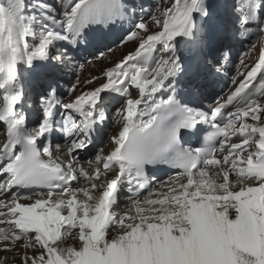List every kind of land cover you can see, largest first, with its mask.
Returning a JSON list of instances; mask_svg holds the SVG:
<instances>
[{
  "label": "snow or ice",
  "instance_id": "6c2138e0",
  "mask_svg": "<svg viewBox=\"0 0 264 264\" xmlns=\"http://www.w3.org/2000/svg\"><path fill=\"white\" fill-rule=\"evenodd\" d=\"M232 12L230 35H260L259 56L205 110L197 82L224 68L207 0L161 2L156 31L132 0H0V251L20 250L21 264H264V0ZM113 32L135 50L65 101L58 74ZM33 74L46 80L34 99ZM113 116L110 150L77 169ZM161 167L176 174L157 181ZM124 191L130 207L115 211Z\"/></svg>",
  "mask_w": 264,
  "mask_h": 264
},
{
  "label": "rangeland",
  "instance_id": "374dc122",
  "mask_svg": "<svg viewBox=\"0 0 264 264\" xmlns=\"http://www.w3.org/2000/svg\"><path fill=\"white\" fill-rule=\"evenodd\" d=\"M149 30L150 31H156L157 28L155 25L153 24H149ZM137 46V42L136 41H130L127 44H121L120 46L116 47L113 51L107 52L105 53L101 58L97 59L96 61H90L87 63H83V68H76L74 70V84H76L77 80L80 81L81 80V75H83L85 73L84 68L85 67H89L91 66V69L96 73H101L105 68L108 67H112L116 62H118L120 59L123 58L124 55H126L129 52H132L135 50ZM259 46H260V40L256 43V45L254 46V48L252 49L251 53L249 54V56L247 58H245L243 61L245 64L251 66L257 59L259 56ZM126 48V50H125ZM117 49V51H116ZM115 52H117V54L115 55ZM91 71V72H92ZM241 72L245 71V69L241 68L240 70ZM80 77V80H79ZM84 77H82L83 79ZM239 80L242 79V76H238ZM103 147V146H102ZM97 153H94L93 156L83 160L82 162H89L91 159H93L92 157H94ZM79 186V184L77 183L76 186ZM121 207V204H119V208ZM11 253V257L9 256L8 261H13L15 260L16 262L14 264H21V256L22 253L20 250H16V251H12ZM31 253V252H29ZM18 262V263H17Z\"/></svg>",
  "mask_w": 264,
  "mask_h": 264
},
{
  "label": "bare ground",
  "instance_id": "6f19581e",
  "mask_svg": "<svg viewBox=\"0 0 264 264\" xmlns=\"http://www.w3.org/2000/svg\"><path fill=\"white\" fill-rule=\"evenodd\" d=\"M121 44V43H120ZM120 44L119 45H113V46H109L108 48L110 49V50H114L116 47H118V46H120ZM260 47V46H259ZM125 50H126V48H125ZM116 51H117V49H116ZM117 54V52H115V55ZM94 61H96V60H94ZM93 61V62H94ZM91 69V66H87V67H85L84 68V71H85V73L83 74V75H81V80H80V77H79V80L80 81H76L77 83L76 84H78V88H84L85 87V85H84V82L86 81V80H91L92 79V77L93 76H97V77H101V73H96V72H94L93 73V69L92 70H90ZM92 71V72H91ZM219 77L218 78H220V77H222V75H218ZM82 77H84L83 79H82ZM102 78V77H101ZM212 79V78H211ZM75 81V80H74ZM227 82V81H226ZM92 86H95V83L93 84V85H87L86 87H92ZM65 99V101L68 99V95H67V98H64ZM116 107H119V104H117L116 105ZM113 112H114V110H113ZM110 115H111V113H110ZM109 124L111 125L112 124V122L111 121H109ZM117 132L115 131V132H111V134L110 135H113V134H116ZM104 137V136H103ZM56 144H59V145H61V147H63L64 145L63 144H61V143H56V141H54L53 140V151H54V155H57V156H59V157H61V158H63V154H61V153H59V152H57L56 151V149H55V145ZM110 143H109V139L106 141V143L104 144V147L103 148H99V150L101 151V150H103V152L106 154L109 150H110ZM99 151V152H100ZM90 161H92V162H94V158L93 159H91ZM89 161V162H90ZM89 162H81L80 164L79 163H76V166H77V169H79V168H81V167H83V168H85V169H89L90 170V168H89ZM86 181L84 180V178L83 177H80L79 178V182H78V184H79V186L77 185H75L74 186V188L75 187H81V186H85L86 185ZM73 187V186H72ZM141 198H143V197H141ZM24 203H27L28 201H23ZM130 207V203H129V201H127V200H121V207L119 208V212H123V211H126L128 208ZM29 254H31V253H29ZM9 256L11 257V253L10 252H4V251H0V261H3V264H14L16 261L15 260H13V261H8V259H9ZM6 258V259H5ZM18 263V262H17Z\"/></svg>",
  "mask_w": 264,
  "mask_h": 264
}]
</instances>
